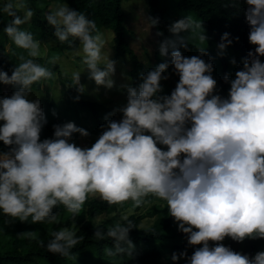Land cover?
Wrapping results in <instances>:
<instances>
[{"label":"clouds","instance_id":"obj_1","mask_svg":"<svg viewBox=\"0 0 264 264\" xmlns=\"http://www.w3.org/2000/svg\"><path fill=\"white\" fill-rule=\"evenodd\" d=\"M245 4L248 42L255 48L242 58L234 79L223 77L230 85L226 98L218 93L213 63L201 58L205 49H198V55L181 54L179 48L188 46L181 33L202 29L199 40L208 39L202 22L184 16L168 29L175 39L159 44V55L167 59L141 72L138 86L119 85L126 102L105 115L102 132L90 147H80L73 142L74 134L84 138L90 133L73 122L52 125V137L41 140L48 121L40 99L29 96L34 83L55 77L35 62L42 55L41 42L20 27L30 21L33 10L24 0H5L0 12L12 19L3 30L31 58L21 55L11 75L0 70V84L14 88L10 96L0 97V142L8 148L0 151V210L21 222L31 217L32 223H59L53 212L57 205L75 218L90 194L110 205L131 200L134 207L151 194L167 202L169 216L188 245H201L191 256L173 252V262L185 258L187 264H264V251L249 257L219 243L226 237L236 242L264 239V0ZM19 10H24L23 18ZM147 19L151 27L158 24L157 18ZM46 21L59 41L70 46L79 41L89 80L105 89L116 86L117 62L102 52L107 41L94 20L64 3ZM229 36L225 32L217 45L221 55L233 39L239 40ZM58 60L53 56L48 62ZM230 63L235 65V59ZM170 66L178 81L164 94L161 81L170 78ZM81 73H72L79 94L86 90ZM117 113L119 120L110 119ZM123 219L126 224L94 231L97 240H112L109 256L133 254L129 233L135 226ZM76 231L62 227L52 232L47 251L69 257L83 239ZM27 235L37 238L35 231ZM209 241L216 243L210 246Z\"/></svg>","mask_w":264,"mask_h":264},{"label":"trees","instance_id":"obj_2","mask_svg":"<svg viewBox=\"0 0 264 264\" xmlns=\"http://www.w3.org/2000/svg\"><path fill=\"white\" fill-rule=\"evenodd\" d=\"M30 4L34 15L28 22L26 31L31 32L35 40L41 43H47L51 49L59 52L63 56L61 64H51L49 60H42L40 57L34 58L35 62L41 66L47 67L53 74L61 78L66 87L76 93L68 105L73 106L72 120L75 125L83 128L84 124L81 121L77 110L85 112L90 119L91 124L96 131L101 134L102 130L100 125L105 123L104 117L106 114L112 112V108L99 103L94 100L85 98V96L77 93L74 81L69 78L62 77L61 69L71 60V55L75 56V52L81 46L78 40H74L70 46L69 42H61L54 35V28L47 24L46 3L39 4L43 0H25ZM46 1V0H44ZM53 2L54 7L66 3L70 9L83 12L89 19L94 20L97 29L108 30L111 33V50L114 58H125L127 60L126 76L132 86H138L140 83L139 74L147 71L141 61L137 58L135 53L128 47L124 40L125 28L123 25L124 11L121 8L122 2H129V0H49ZM139 3H144L146 6L147 18H157L158 24L155 27L159 44L165 40H172L171 32L168 30L167 22L164 19V10L157 3V0H131ZM175 7L180 10L189 11L194 20L202 22L204 34L207 36L206 41V59L213 58V54L218 52L217 45L221 43V36L227 32L230 34L229 38L239 37V40L233 39V43L226 49L236 54L237 58L242 61V58L247 56L249 50H254L255 46L249 44L248 33L249 26L246 22L244 11L247 7L245 0H175ZM12 17H7L6 21L0 18V70L7 72L11 75V71L19 63V57L23 55L26 59L31 58L27 56V51L17 47L12 39L4 32L5 26L11 21ZM21 27V26H20ZM202 30V29H201ZM3 40L7 43V49L4 48ZM73 40V38H70ZM179 48V46H178ZM189 46L186 48H179L181 51H188ZM159 45L157 47V51ZM171 51V49H169ZM221 62V72L218 82L221 83V89L227 84L223 81L226 72V65L220 56H217ZM69 58V60H68ZM167 58L162 57V62ZM264 62V57H260ZM66 69V68H65ZM84 72V71H83ZM82 72V73H83ZM171 80L176 82L178 77L172 74L171 66L168 70ZM61 75V76H60ZM50 80V79H49ZM48 80V81H49ZM46 80H41L32 85L33 91L43 92L41 105L43 110L51 106L48 89H40L39 83ZM14 91L13 86L0 84V97L10 96ZM79 95V99H75ZM110 119H118V113ZM3 122L0 121V124ZM58 124L55 120L48 122L41 131V140L51 138L53 135L52 125ZM87 130V129H86ZM77 137L74 134L73 140ZM91 145H89L90 147ZM8 148L0 142V151H7ZM158 202L159 206L152 212L155 216L150 226L139 228L137 226V217L128 215L127 218L131 220L135 226L130 233L129 237L135 245L133 254L129 257L126 254H118L109 256L106 250L112 248L113 242L110 238L106 237L103 240H97L93 235L96 227L103 229L105 232L107 227L104 224H93L91 219L102 213L109 211L114 205L108 204L101 199L88 197V200L82 206V210L78 216L73 218L70 213L68 219L76 225V234L83 239L71 249L69 257H61L59 254H53L47 251L46 244L52 238L51 233L59 231V223L49 222L47 219L32 223L31 217L27 221L21 222L18 217H11L0 210V225H5L8 229L12 230L14 235L9 245L0 248V264H158L157 258L165 249L169 248L171 252L177 254L186 252L187 256H191L193 251L201 247V245L190 246L187 243L186 235L181 232H174L166 234L171 223L174 221L169 216L167 202L148 195L144 198V202ZM63 205H57L53 212L59 215ZM121 224H126L127 221L121 219ZM35 231L37 233L36 239H31L27 235L29 232ZM43 241L45 246H41ZM216 242L209 241L210 246H214ZM224 246L230 247L233 251L247 254L249 257L254 256L257 252L264 251V239H250L246 238L243 242L233 241L231 238L226 237L223 241L219 242ZM172 264H187L185 258H180Z\"/></svg>","mask_w":264,"mask_h":264},{"label":"rangeland","instance_id":"obj_3","mask_svg":"<svg viewBox=\"0 0 264 264\" xmlns=\"http://www.w3.org/2000/svg\"><path fill=\"white\" fill-rule=\"evenodd\" d=\"M5 2V0H0V5ZM15 2V0H14ZM27 4V2L24 0ZM42 3H46V8L44 12L48 14L55 10L52 1L46 0L42 1L39 4V7L42 6ZM157 3L164 10V19L167 22L168 29L172 23L183 18L184 16H190L194 19V16L186 10L180 9L178 10L175 7V0H157ZM30 7V4H27ZM121 8L124 11V21L123 25L125 28L124 40L128 47L135 53L137 58L144 65L145 69L148 70L152 67H155L159 63L162 62V57L159 55V51H157V47L159 45V41L156 35L155 27H151L150 23L147 19L146 14V6L145 4L139 3L137 1L122 2ZM17 15L23 18L24 10H19ZM8 15L0 12V18L3 21L7 20ZM28 26V23L21 25V29L24 30ZM104 34V38L107 41L105 47L102 49L104 54H110V58L115 60L117 63L115 65L116 71L113 79L115 81V85L112 89H105L103 86L98 87L95 85V82L88 79L87 70L84 71L85 65L82 63L83 53L81 51V46L75 52V56L71 55V60L67 63L65 61V66L61 69L62 77L72 79L73 72H83L81 73L80 82L86 86V90L83 94L85 98L97 101L99 103H103L108 107H111L112 110L123 105L126 102V93L123 90H118L119 85L124 83H130L125 72L128 68L127 60L125 58L119 59L113 57V52L111 50L112 42H111V33L108 30H101ZM202 32L201 29H197L194 32L190 31L188 33H181V35L188 38V51H182L181 54L184 56H192L198 55V49H205L206 42H201L198 38V34ZM172 40L175 39L173 34L171 33ZM4 48L7 49V43L3 40ZM219 49H217V54H213V58H208L202 56L206 62L211 60L213 63L214 71L212 73L214 79L217 80V90L218 93L222 97H227L228 90L230 85L227 84L223 89H221V83L218 82V78L221 72V62L217 56H220L226 65V74L229 76V79H234V74L237 70L242 67V61L237 58L236 54H233L227 49L223 50V54H219ZM41 53L40 58L42 60H50L53 56H59V60L56 62L57 64H61L63 61V56L59 54L54 49H51L47 43H41ZM232 59H235L236 64L233 65L230 63ZM69 60V58H68ZM66 68V69H65ZM60 75V76H61ZM54 79H50L49 81H42L39 83L40 89H48L49 97L51 100V106L45 109L44 113L48 122L55 120L58 124H65L71 122L73 115V104L68 105L71 99L76 95V93L70 91L66 85L62 82L61 78L57 77L56 74H53ZM164 94H169L172 89L175 87V83L171 78L167 81H161ZM76 85V84H75ZM77 87V86H76ZM43 92L33 91L29 96V100L40 99L41 105L43 104ZM55 113V115H53ZM77 113L84 124V129L90 133L88 137L81 138L77 133V137L73 140L80 147H89L92 145L95 140L100 135L98 131L93 127L90 122V119L87 117L85 112ZM118 119H120V114L118 113ZM79 127V125H76ZM102 130V129H101ZM90 198L100 199L97 196L89 195ZM159 206L158 202H144L140 207H134L133 202L131 200L126 201L122 204H115L109 211L102 212L91 219L93 224H104L106 227L109 225H113L119 222L123 217H127L128 215H134L137 217V226L139 228H145L152 224L154 215L153 210ZM70 213L67 212L65 208H61L59 211L58 219L60 229L62 227H67L69 229L76 228V225L68 219ZM174 232H178L177 223L172 222L169 229L165 232L166 234H172ZM14 233L12 230L8 229L5 225H0V248H4L9 245L12 240ZM173 252L169 250V248L165 249L159 257L157 258L158 264H172L171 255Z\"/></svg>","mask_w":264,"mask_h":264}]
</instances>
